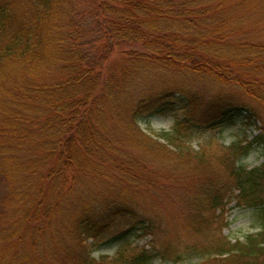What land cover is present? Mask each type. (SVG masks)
Returning <instances> with one entry per match:
<instances>
[{
  "label": "trees",
  "instance_id": "1",
  "mask_svg": "<svg viewBox=\"0 0 264 264\" xmlns=\"http://www.w3.org/2000/svg\"><path fill=\"white\" fill-rule=\"evenodd\" d=\"M191 260L264 264V0H0V264Z\"/></svg>",
  "mask_w": 264,
  "mask_h": 264
},
{
  "label": "rangeland",
  "instance_id": "2",
  "mask_svg": "<svg viewBox=\"0 0 264 264\" xmlns=\"http://www.w3.org/2000/svg\"><path fill=\"white\" fill-rule=\"evenodd\" d=\"M123 50L125 51H140L139 47L137 46H123L122 47ZM173 124L172 119L169 118H152L148 121V124H141V127L146 130L149 131L150 130H156V131H162V130H169L171 128ZM233 130V129H232ZM234 132H232L231 130L225 132L222 137H223V141L226 144L231 143V139L233 138ZM257 154L252 152L250 155H248L243 162L246 165H249L250 167H254L257 166L261 163L262 159L259 158L257 159ZM163 210H164V217L168 218V229L170 231L173 232H178L180 231V227H179V213L181 212V203L179 204L178 202L174 201L173 203L169 202V201H163V203L161 204ZM229 207H232L229 206ZM225 220L230 221V225L227 229H223L222 234L223 235H228L230 238H242L243 236H245L248 233H251L252 231H254L253 228V221H252V217L250 215L247 214V212L245 211H240L238 209H232L231 211L227 212L224 216ZM145 240H141L138 244H136L137 248H142L145 245ZM135 246V245H134ZM108 256H113L114 255V250L105 252ZM196 261L195 260H191V261H187L183 264H195ZM155 264H173L172 262L170 263H163V262H156Z\"/></svg>",
  "mask_w": 264,
  "mask_h": 264
}]
</instances>
